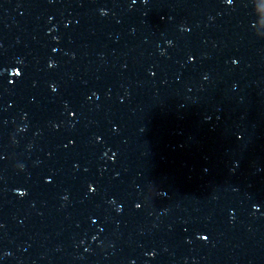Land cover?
Masks as SVG:
<instances>
[{
    "label": "water",
    "instance_id": "obj_1",
    "mask_svg": "<svg viewBox=\"0 0 264 264\" xmlns=\"http://www.w3.org/2000/svg\"><path fill=\"white\" fill-rule=\"evenodd\" d=\"M0 264H264V0H0Z\"/></svg>",
    "mask_w": 264,
    "mask_h": 264
}]
</instances>
